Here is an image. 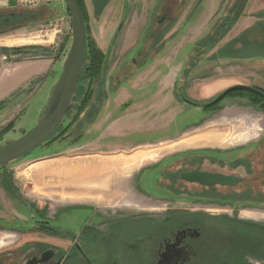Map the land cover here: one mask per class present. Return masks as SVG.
<instances>
[{
	"label": "rangeland",
	"instance_id": "obj_1",
	"mask_svg": "<svg viewBox=\"0 0 264 264\" xmlns=\"http://www.w3.org/2000/svg\"><path fill=\"white\" fill-rule=\"evenodd\" d=\"M126 1L125 4L122 0L107 1L102 12L97 14L92 0H84L89 39L103 52L110 53V68L116 63L127 62L139 40H142L140 45H150L152 48L149 62L140 71L132 74V77L144 78L145 81L159 77L160 96L155 97V100L153 97L146 98L123 111L124 108L118 107V104L127 90H120L119 98L111 106L114 112L106 111L100 115L94 126L83 122L89 121V116L82 118L83 113L74 117L77 103L73 102L70 105L72 109L63 119L62 125L67 129L64 139L58 138L63 133L62 127H59L42 147H36L25 157L8 163L5 169H0V251L7 250L15 239L19 238V243H22L29 236L20 229L10 228L11 220L15 216L16 220L25 221V206L43 210L55 218L58 217L57 212L74 207H88L100 212L126 210L124 204L129 199L127 195L131 196L133 192L132 185L137 170L156 161L170 150L187 146L190 141H220L205 139L214 138L217 135L216 128L225 127L220 134L229 137L234 134L231 133L232 126L237 125L240 132L252 131L253 137L238 142L239 146L259 139V134L264 133V105L248 93L234 92L207 111L191 108L170 95L171 83L177 77V63L210 59L203 51L212 42L199 41L206 34L216 32L219 22L228 18V9L236 3L239 15L242 16L252 7L264 6V0H256L259 3L254 6L251 4L255 0H162L152 10V14L153 0H146V3L145 0H140L138 7L137 3H133L135 5L132 4L131 7V1ZM27 8L21 0H0V14L25 13L23 16L16 15L17 25L14 30L0 34V63L14 65L18 61L50 59L53 64L48 74L33 75L26 84L19 87L18 92L0 100V145L18 139L35 126L47 97L44 100L42 98L45 90L43 87L47 80L54 81L59 76L71 42L70 14L65 3L34 8L30 10V16L27 15ZM163 13L169 19L163 29L169 27L170 30L164 37H157L155 43L150 44L148 33L142 38L144 30L148 29L149 32L158 27L155 20ZM153 17L154 21L150 22L149 19ZM159 47L160 51L156 52L155 49ZM245 51L264 54V43H250L245 46ZM4 68V71L10 72L8 66ZM221 70L222 65L220 67L213 62L197 69L198 73L191 75L185 86L188 96L200 102L213 98L212 94L228 83L227 77L219 76L220 74L217 76ZM247 74L250 77H245L246 79L255 81L252 85L264 89V70L258 73L251 70ZM207 76L213 77L215 84ZM81 78V82L79 80L77 84L82 83L83 88H86V76L82 75ZM234 78L247 81L239 76ZM208 81L209 85L203 89ZM77 92L74 94L75 101L78 100ZM80 119L83 120L79 122ZM78 126L85 127L82 129L83 139L75 144L72 138L78 134ZM101 127L103 128L100 129ZM140 127L146 129L144 135L139 136L145 138L141 144L126 141L120 134ZM87 165H92L94 171L101 175L107 167L111 170L105 186L90 194L62 193L60 189L54 188V179L45 175L47 171L62 166L82 168ZM46 166L49 167L45 171L39 170ZM98 215L101 216L99 220L107 218L104 213Z\"/></svg>",
	"mask_w": 264,
	"mask_h": 264
},
{
	"label": "flooded vegetation",
	"instance_id": "obj_2",
	"mask_svg": "<svg viewBox=\"0 0 264 264\" xmlns=\"http://www.w3.org/2000/svg\"><path fill=\"white\" fill-rule=\"evenodd\" d=\"M107 1L111 0H92L97 14ZM30 10L34 9H26L28 16ZM16 15L25 13L0 14V34L16 28ZM155 21L158 27L147 34L150 44L163 34L169 19L163 13ZM211 35L206 34L199 42ZM151 48L139 44L127 62L116 63L111 68L110 53L98 48L106 60L97 63L98 71L86 77V88L78 84V100L75 101L74 96L72 101L77 103L74 117L83 113V119L89 116V121L83 122L94 126L100 115L114 112L111 106L123 89L127 93L118 104L123 111L146 98L159 97V77L147 81L132 77L149 62ZM212 48L205 49L204 54H209ZM155 50L159 52L160 47ZM214 56L210 55V59L208 56V61L204 58L177 63L171 97L197 110L211 108L213 105L199 108L185 103L182 96L204 103L189 97L185 86L191 75L198 73L197 69L215 62ZM208 85L206 83L203 89ZM234 85L238 84L225 85L205 101L213 100ZM250 86L264 92L260 87ZM71 109L72 106L66 114ZM59 127L63 133L58 138L64 139L67 129L62 124ZM84 127L78 126L73 143L83 139ZM219 129V133H223L225 127ZM145 130L144 127L133 128L120 134L126 141L141 144L145 138L139 136L144 135ZM154 132L155 129L152 135ZM258 138L242 146L225 141H190L187 146L170 150L137 170L133 192L127 195L126 204L123 203L126 210L100 212L74 207L57 212L55 218L48 212L24 205L25 221L16 220L15 216L10 228L20 229L29 236L22 243L19 238L15 239L7 250L0 251V264H264V133ZM99 213L107 218L99 220Z\"/></svg>",
	"mask_w": 264,
	"mask_h": 264
},
{
	"label": "crops",
	"instance_id": "obj_3",
	"mask_svg": "<svg viewBox=\"0 0 264 264\" xmlns=\"http://www.w3.org/2000/svg\"><path fill=\"white\" fill-rule=\"evenodd\" d=\"M131 1V7H133V3H137L139 5V1ZM158 2L153 0L151 7V14L155 10L156 6L159 5ZM147 1L145 0V3ZM259 2L254 1L251 5H257ZM133 4V5H132ZM153 10V11H152ZM101 11V6H100ZM131 11V10H130ZM136 12L137 8H136ZM150 22L154 21V17L149 19ZM170 30L167 28L163 31V37ZM230 32V33H229ZM148 33V29L144 30V36ZM229 34H226L217 44L212 48L208 54H215L214 59L215 62L221 67L223 70L218 71L217 76H224L228 78L227 84H254V80L246 79L248 76V72L251 70L260 72L264 70V54L257 55L254 52L245 51V46L250 43L261 44L264 43V6H256V8L252 7L249 11L244 15L240 16L235 24L231 27ZM142 40L138 41V44L133 48V50L139 46ZM132 50V51H133ZM53 64V60L42 59V60H32V61H18L15 64L4 65L0 63V100L5 99L6 97L12 95V93L18 92L19 87H21L24 83L26 84L33 75H44L48 74ZM8 66L10 68V72L4 71ZM219 69V68H217ZM220 72V73H219ZM8 73V74H7ZM240 73V74H239ZM234 76H239L240 78H245L247 81H240V79L234 78ZM215 77V76H214ZM212 78L211 83L214 82L213 77H208L209 80ZM239 80V81H235ZM244 82V83H242ZM53 80H47L45 86L43 87L46 91L50 88ZM207 83H210L209 81ZM258 83V82H256ZM42 88V89H43ZM40 93V92H39ZM42 95V93H40ZM240 122V121H238ZM237 125L232 126L231 133L234 132L230 137L227 135H222L219 133L220 129L216 128L217 135L212 138H205L207 140L215 139L220 141L228 140L231 143H238L248 140L253 137V132L246 131L240 132ZM238 130V131H237ZM228 132V131H227ZM237 132V133H236ZM236 133V134H235ZM228 134V133H227Z\"/></svg>",
	"mask_w": 264,
	"mask_h": 264
},
{
	"label": "water",
	"instance_id": "obj_4",
	"mask_svg": "<svg viewBox=\"0 0 264 264\" xmlns=\"http://www.w3.org/2000/svg\"><path fill=\"white\" fill-rule=\"evenodd\" d=\"M70 14L71 42L62 64L59 76L53 81L50 88L44 91L45 106L35 126L21 137L9 140L0 145V168H6L8 163L25 157L36 147H42L50 136L63 124L66 111L70 107L85 59V45L87 28L82 9L77 0H63ZM235 90L250 91L264 99V92L248 85H234L223 91L211 101L198 103L182 96L185 103L197 107H209L220 101L228 93ZM41 107V106H40Z\"/></svg>",
	"mask_w": 264,
	"mask_h": 264
},
{
	"label": "bare ground",
	"instance_id": "obj_5",
	"mask_svg": "<svg viewBox=\"0 0 264 264\" xmlns=\"http://www.w3.org/2000/svg\"><path fill=\"white\" fill-rule=\"evenodd\" d=\"M132 158L134 159L135 155L132 156ZM142 158H143V156H142ZM112 161H110V162H112ZM104 162H105V160H104ZM116 163H119V162L116 161ZM119 164H121V163H119ZM109 165H111V164H109ZM114 165H118V164L114 163ZM48 167L49 166L41 167L39 170L45 171V169H48ZM108 169H109V167H107V170H106L107 172L105 171L101 175V174H98L99 172L96 173L94 171V167L92 165H87L86 167H82V168L81 167H71V166L65 167V166H62L59 169H53V170L51 169V170L47 171V173H45V175H50L51 178L54 179V182L56 183L54 185V188L60 189L62 193L68 192V193L90 194V193H93L94 191L101 190L102 189L101 187L105 186L106 178L109 176V173L111 171ZM119 169H121V168L119 167ZM114 173H113V175H114ZM109 179H111V178H109Z\"/></svg>",
	"mask_w": 264,
	"mask_h": 264
},
{
	"label": "trees",
	"instance_id": "obj_6",
	"mask_svg": "<svg viewBox=\"0 0 264 264\" xmlns=\"http://www.w3.org/2000/svg\"><path fill=\"white\" fill-rule=\"evenodd\" d=\"M77 1H78L79 5H80V7L82 9V12H83V15H84V20H85L86 19L85 18L86 17V13H85L84 1L83 0H77ZM238 8H239L238 4L235 3L232 6V8L230 9V11H229L230 14L228 15V18L223 20L221 25L219 27H217L216 32L213 35H211L210 37H205V38H208V39H205L203 41H211L212 42L210 45H208V48L214 47L217 44V42L220 41L227 34V32L231 29V27L235 24V22L237 21V19L240 16ZM160 37H163V34H161ZM85 49H86V51H85V59H84V64H83V68H82L80 77L82 75H85L86 77L92 76L93 73H94V70H95V72L98 71V68L95 69L97 67L96 64L106 60V56L101 54V52L96 47V45L90 41L88 33H87V36H86ZM90 70L92 71V73H91ZM235 92L248 93V94L258 98L259 101H261L260 103L264 105L263 99L258 97V96H256L255 94L249 93L248 91H244V90L243 91H235ZM68 109H70V107ZM8 128L10 129L11 125ZM0 169H5V168H0Z\"/></svg>",
	"mask_w": 264,
	"mask_h": 264
},
{
	"label": "built area",
	"instance_id": "obj_7",
	"mask_svg": "<svg viewBox=\"0 0 264 264\" xmlns=\"http://www.w3.org/2000/svg\"><path fill=\"white\" fill-rule=\"evenodd\" d=\"M24 6L34 9L49 4H64L63 0H21ZM71 26V25H70Z\"/></svg>",
	"mask_w": 264,
	"mask_h": 264
}]
</instances>
